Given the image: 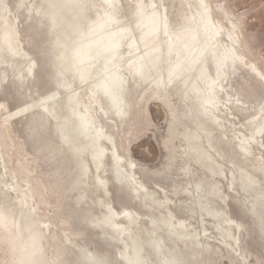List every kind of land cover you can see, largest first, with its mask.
<instances>
[{
  "label": "rangeland",
  "instance_id": "obj_1",
  "mask_svg": "<svg viewBox=\"0 0 264 264\" xmlns=\"http://www.w3.org/2000/svg\"><path fill=\"white\" fill-rule=\"evenodd\" d=\"M94 1L96 7L91 6ZM211 1L218 10V16L239 25L245 48L251 57L254 60L260 58L264 63V0ZM46 2L6 0L8 10L4 15L12 18L17 25L20 40L17 56L7 47L0 49V145L4 149L0 152V167H3L0 169H3L0 171L3 173L0 190L11 201L9 212H13L15 207L20 210L16 199L28 191L30 208H36L37 219L42 226H48L44 239L38 237L43 231L36 226L34 232L20 237L16 245L15 238L3 225L5 215L0 213V264H41L43 254L38 252L42 249L48 250L49 260H56L57 264H89L82 261L81 250L88 251L90 248L101 255V264H126L120 254L125 247L124 242L112 238L106 224H96L107 209L103 203H96V199L103 198L104 191L84 192L82 202L77 198L81 190L74 182L76 177L84 175L79 173L71 149L62 142L57 125L64 120L66 112L69 90L64 88V83L70 82L71 89L80 90L86 82L79 81L71 73L74 63L70 65V70L67 69L69 65L64 68L57 63L58 51L69 49L70 45L64 43L66 38L52 25L49 13L54 9ZM143 2L149 3L150 0H120L117 5L116 14L120 23L130 27L123 38L126 50L131 51L127 43L130 36L134 35L141 41L136 20L139 5ZM163 2L176 30L182 24H189L193 14L199 16L202 11L198 0ZM104 7H108L104 0H88L83 4L82 11L79 8L72 15L65 12L75 24L76 29H70L73 35L96 21L98 11L102 13ZM147 10L149 7L141 13ZM2 20L3 17L0 18V36L4 33ZM200 31L202 38L206 37L203 28ZM160 40L156 38L151 44L155 45ZM151 52L154 61H157L154 65L148 58L154 78L159 76L166 63L158 48ZM208 60L212 69L215 68L211 59ZM31 64L32 73L29 70ZM236 65L231 68L229 94H225L231 98V108L221 116L223 128H215L210 118L195 104L194 92L181 94L182 86L178 81L165 91L174 121L162 141L153 127L167 125L168 105L155 95L150 78L129 74L133 106L124 124L119 122L106 96L101 95L105 108L101 119L108 132L116 137L121 153L128 152L132 158L152 164L160 162L163 147L169 153L163 169L138 170L149 187L157 190V204L149 198L145 199L146 204L155 206L153 212L149 211L145 200L136 198L129 187L115 179L113 159L109 157L107 174L114 207L139 210L143 215V234H146L144 229L153 230L150 217L157 215L164 218L169 214L167 208L188 220V228L197 234L195 240L186 243L181 238L172 239L164 228L159 227L158 232L166 238V248L163 246L160 251L145 243L144 264H163L166 254L168 257L181 255L186 258L181 264H264V130L259 135L255 131L260 123H264V81L244 64ZM56 91L59 93L43 109L40 106L42 98ZM186 126L212 130L211 140L220 149L216 153L217 158L225 162L224 174H216L206 156L196 153L195 148L189 147L184 151L180 133ZM221 130L226 132L225 136L222 134L225 139L221 137ZM186 132L193 136L191 129ZM201 134L202 144L208 145L206 133L202 131ZM240 135H246L244 143L252 146L250 154L242 152L238 142ZM242 170L253 181L247 188H243ZM94 175L92 173V187L96 184ZM197 183L201 186L198 190ZM166 194L170 196L169 200ZM200 200L204 202L203 208L198 203ZM223 210L227 211V218L238 220L241 226L226 222L225 216L220 215ZM117 220L126 225L123 216ZM139 229L135 227L134 231ZM175 240L177 251L173 248Z\"/></svg>",
  "mask_w": 264,
  "mask_h": 264
},
{
  "label": "bare ground",
  "instance_id": "obj_2",
  "mask_svg": "<svg viewBox=\"0 0 264 264\" xmlns=\"http://www.w3.org/2000/svg\"><path fill=\"white\" fill-rule=\"evenodd\" d=\"M56 1L59 4L54 0H45L54 9L49 13L50 19L52 25L56 27L55 29L60 30V35L66 38L64 43L70 45L69 49L62 48L58 51L56 61L64 68L69 65L68 70L72 67L70 65L74 63L75 66L71 73L79 81L86 82L80 90L71 89L70 82L64 83V88L69 90V94L66 100L64 120L57 125L62 142L71 149L73 157L77 161L78 171L84 175L83 177H76L77 180L74 182L81 190L77 196L78 201L84 200V192L94 191L96 193L103 190V198L96 199V203H103L107 209L106 213L96 221V224H106L110 228L111 237L124 242L125 247L120 254L124 257L126 264H144L146 260L145 243L148 242L150 246L160 251L163 250V246L166 248V238L158 232L159 227L164 228L172 239L181 238L186 243L188 240H195L197 234L188 228V220L180 218L171 208H167L169 214L165 215L164 218H158L157 215L150 217L153 230L144 229L146 234H143L141 229V217L143 215L139 210L131 207H124L119 210L114 207L111 201L110 178L107 174L109 157L113 159L114 176L120 184L129 187L136 198L143 200L149 198L152 203L157 204V190L149 187L138 170L156 171L163 169L169 153L163 147L161 160L155 164L134 159L128 152L121 153L116 137L108 132L104 121L101 119V115L105 114L101 95L106 96L110 108L114 109L118 115L119 122L124 124L127 117L130 116L133 106L130 97V75L139 74L142 77L150 78L153 82L155 95L168 105L167 125L153 127L156 136L162 141V138H165L170 131L172 120L174 121L172 106L167 95H165L169 85L178 81L182 86V95H189V92H194L195 104L210 118L215 128H223L221 116L225 115L226 110L231 108V98L226 97L225 94H229L228 83L233 72L231 71L232 66L242 63L264 81V63L260 58L254 60L251 57L245 48V41L239 25L218 16V10L215 9L211 0H198L202 8L199 16L193 14L190 23L182 24L177 30L172 25L168 7L163 0H150L149 3H141L136 20V23L139 24L138 30L141 41L134 35L130 36L127 43L131 51L126 50L123 43V38L130 27L121 24L116 14L120 0H104L108 7H104L102 13L98 11L96 21L91 22L85 28L82 27L84 29L75 35L70 31V29H76L75 24L71 22L65 12L72 15L79 8L82 11L83 4L88 0ZM91 4L92 7H96L95 1ZM148 7L149 10L141 13ZM7 8L6 0H0V18L3 17L1 26L4 29L3 35L0 36V49L7 47L12 54L17 56L20 34L12 18L4 15L8 10ZM201 28L206 32L204 38L201 36ZM156 38L161 40L152 45L151 43ZM73 39L74 42L71 41ZM156 48L162 53V58L166 64L161 68L159 76L152 78L153 73L150 72L149 65L151 64L148 65V58L150 57V60L156 65L157 61H154L155 57L151 52ZM208 58L211 59L215 68L212 69ZM29 70L32 73V64L29 66ZM160 90L163 92L162 94ZM58 93L59 91H56L42 98L43 102L40 106L43 109L47 108L48 102ZM112 122L117 126L120 125L117 121ZM188 129L193 131V136L188 135L186 132ZM263 130L264 123H260L255 129L257 134ZM202 131L206 133L208 145L205 146L202 144ZM222 134L225 136L224 130H221V137L225 139ZM211 136L212 130L209 128L201 130L197 127L188 128L186 126L185 130L180 133L184 151H187L189 147L195 148L196 153L206 156L213 165L216 174H224L225 162L217 158L216 153L220 149L212 142ZM245 136H238L239 146L244 154H250L252 146L244 143L247 140ZM125 149L127 150V148ZM3 150L2 145H0V152L2 153ZM198 164L201 165L200 162ZM92 173L96 177V184L93 187L90 184ZM240 176L244 181L243 188H247L248 184H253L252 179L243 170L240 171ZM2 177L3 173L0 172V180ZM29 184L32 185L30 181ZM7 186L10 187V185ZM200 188V183H197L196 189ZM213 188L215 189V186ZM27 192L25 191L22 196H18L16 199V206L20 210L15 207L13 212H9L8 206L11 201L0 190V213L5 215L3 225L7 232L15 238L16 245L20 237L34 232L36 226L42 228L43 232L38 237L44 239L48 226L45 223V226H42L43 224L35 215L36 208H30ZM166 198L169 200L170 196L166 194ZM161 203L163 204V202L159 204ZM198 203L203 208L204 202L200 200ZM154 207L153 204L149 205V211L153 212ZM205 210L210 211L208 207ZM226 213L225 210L220 213V215L225 216L226 222L241 226L238 220L227 218ZM119 216H123L126 225L118 222ZM135 227H140V229L135 232ZM173 248L178 250L176 240ZM38 253L43 254L41 264H48L49 262L50 264L53 262L57 264L56 260L53 262L49 260L48 250L42 249ZM81 253L83 255L82 261L85 263L91 260L100 262L102 258L91 248L88 251L81 250ZM197 258L200 261V257ZM184 259L186 258L181 255L168 257L166 254L163 258V264H181Z\"/></svg>",
  "mask_w": 264,
  "mask_h": 264
},
{
  "label": "snow or ice",
  "instance_id": "obj_3",
  "mask_svg": "<svg viewBox=\"0 0 264 264\" xmlns=\"http://www.w3.org/2000/svg\"><path fill=\"white\" fill-rule=\"evenodd\" d=\"M89 264H101V262L96 261V260H91V261L89 262Z\"/></svg>",
  "mask_w": 264,
  "mask_h": 264
}]
</instances>
